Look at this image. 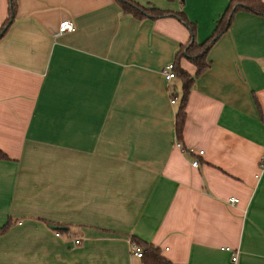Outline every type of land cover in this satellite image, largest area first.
<instances>
[{
  "label": "crops",
  "instance_id": "crops-1",
  "mask_svg": "<svg viewBox=\"0 0 264 264\" xmlns=\"http://www.w3.org/2000/svg\"><path fill=\"white\" fill-rule=\"evenodd\" d=\"M15 1L0 38V227L13 221L0 264H147L134 239L172 264H264V16L237 12L210 48L180 140L182 81L163 75L190 40L177 17ZM133 1L184 11L199 43L230 3Z\"/></svg>",
  "mask_w": 264,
  "mask_h": 264
},
{
  "label": "trees",
  "instance_id": "trees-1",
  "mask_svg": "<svg viewBox=\"0 0 264 264\" xmlns=\"http://www.w3.org/2000/svg\"><path fill=\"white\" fill-rule=\"evenodd\" d=\"M117 2L122 7L124 12L130 13L138 19L177 17L190 33V40L187 43L180 45V49L177 52L174 61L175 71L177 75L176 77L181 79L183 91L180 107L176 114L175 124L178 138L181 140L187 118L186 108L189 94L191 92V88L195 79L210 67V61L208 60V53L210 48L216 41L219 40V38L224 33L228 31L237 12L248 11L264 16V0H230L227 9L216 22L215 29L213 30L211 35L202 43H199L196 40L197 24L195 22H192L184 11L174 12L161 10L159 8H156L155 6H145L133 0H117ZM9 4L10 15L0 29V38L6 33L14 18L16 1L9 0ZM182 59H187L189 62L195 65L196 72L194 75H191L182 68ZM0 158H7V155L0 151ZM12 224L13 221L9 220L5 225L0 227V236L7 232ZM133 241H135L137 245L141 247L143 251L142 258L145 259V262L147 264H172L171 261L162 256L159 247L137 239H134Z\"/></svg>",
  "mask_w": 264,
  "mask_h": 264
},
{
  "label": "built area",
  "instance_id": "built-area-1",
  "mask_svg": "<svg viewBox=\"0 0 264 264\" xmlns=\"http://www.w3.org/2000/svg\"><path fill=\"white\" fill-rule=\"evenodd\" d=\"M75 28V25L74 23L71 21V20H63L60 25H59V31L61 33H64V32H69V31H72L74 30ZM163 75H164V78L167 80V81H171L173 78H175L177 75H176V71H175V66H174V62H171L169 64H167L164 69H163ZM177 100L176 97H173L171 99V102L172 103H175ZM183 152H187V151H191V152H194L195 149L194 148H185L181 142H177L176 144ZM198 154L202 155L203 152L202 151H199ZM193 166H198L199 164V161L198 159H195L193 161ZM239 199L238 198H231V202L233 203H236L238 202ZM132 245H133V249H134V252H135V255L139 256V257H142V254H143V251L141 249V247L139 245H137L136 242H132ZM237 257H234V260H236Z\"/></svg>",
  "mask_w": 264,
  "mask_h": 264
},
{
  "label": "rangeland",
  "instance_id": "rangeland-1",
  "mask_svg": "<svg viewBox=\"0 0 264 264\" xmlns=\"http://www.w3.org/2000/svg\"><path fill=\"white\" fill-rule=\"evenodd\" d=\"M178 91H179V92L181 91L180 87L178 88ZM179 92H178V93H179Z\"/></svg>",
  "mask_w": 264,
  "mask_h": 264
}]
</instances>
